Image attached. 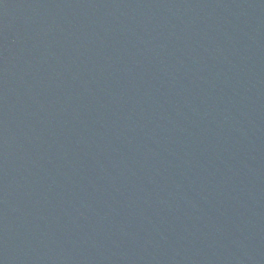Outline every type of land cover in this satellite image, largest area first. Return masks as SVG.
<instances>
[{
  "label": "water",
  "instance_id": "1",
  "mask_svg": "<svg viewBox=\"0 0 264 264\" xmlns=\"http://www.w3.org/2000/svg\"><path fill=\"white\" fill-rule=\"evenodd\" d=\"M0 264H264V0H0Z\"/></svg>",
  "mask_w": 264,
  "mask_h": 264
}]
</instances>
